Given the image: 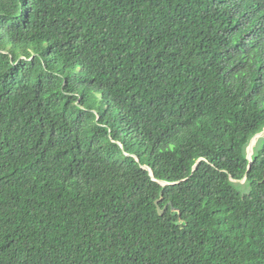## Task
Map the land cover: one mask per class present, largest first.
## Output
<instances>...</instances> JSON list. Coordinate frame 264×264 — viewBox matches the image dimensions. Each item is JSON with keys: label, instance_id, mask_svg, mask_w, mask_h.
Listing matches in <instances>:
<instances>
[{"label": "trees", "instance_id": "16d2710c", "mask_svg": "<svg viewBox=\"0 0 264 264\" xmlns=\"http://www.w3.org/2000/svg\"><path fill=\"white\" fill-rule=\"evenodd\" d=\"M263 129L264 0H0V264H264Z\"/></svg>", "mask_w": 264, "mask_h": 264}, {"label": "water", "instance_id": "95a60500", "mask_svg": "<svg viewBox=\"0 0 264 264\" xmlns=\"http://www.w3.org/2000/svg\"><path fill=\"white\" fill-rule=\"evenodd\" d=\"M261 138H264V129H263L260 133L256 134V135L250 140L249 145H248V147H247V149H246V158H247V160L249 161V165H251V163H252V155H253V153L250 154L249 149H250V147H251V145H252V143H253L254 141H257V140H259V139H261ZM199 161H200V160H199ZM199 161H198V162H199ZM198 162L195 164V166L193 167V170H192V171H195V169H196V167H197V165H198ZM142 169L145 170V171H147V172L149 173V176L152 178V180L156 181V180L153 178V176H152V172H151V170H150L149 167H147V166H142ZM230 181L235 182V181L232 180L231 178H230ZM244 181H245V179H244ZM157 182H158L159 184H161L162 186L171 185V184L166 183V182H159V181H157ZM155 205H156V210H157V212H158V215L161 217V216L164 214V212H165V208H164V209H160V207L158 206V203H157V202H155ZM172 211H176V209L172 208Z\"/></svg>", "mask_w": 264, "mask_h": 264}, {"label": "bare ground", "instance_id": "6f19581e", "mask_svg": "<svg viewBox=\"0 0 264 264\" xmlns=\"http://www.w3.org/2000/svg\"><path fill=\"white\" fill-rule=\"evenodd\" d=\"M257 142H258V140L257 141H254L253 143H252V145H251V147H250V154H252L253 153V148L255 147V145L257 144Z\"/></svg>", "mask_w": 264, "mask_h": 264}, {"label": "rangeland", "instance_id": "374dc122", "mask_svg": "<svg viewBox=\"0 0 264 264\" xmlns=\"http://www.w3.org/2000/svg\"><path fill=\"white\" fill-rule=\"evenodd\" d=\"M249 151H250V149H249Z\"/></svg>", "mask_w": 264, "mask_h": 264}]
</instances>
